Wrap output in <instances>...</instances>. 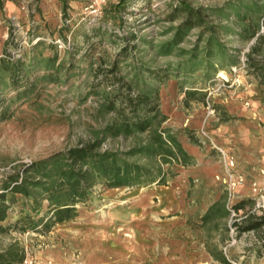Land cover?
<instances>
[{
  "label": "rangeland",
  "instance_id": "obj_1",
  "mask_svg": "<svg viewBox=\"0 0 264 264\" xmlns=\"http://www.w3.org/2000/svg\"><path fill=\"white\" fill-rule=\"evenodd\" d=\"M107 1L97 8L93 0H0V54L20 58L28 68V78L36 82L33 94L19 100L14 99L9 83L0 82L10 111L9 117L0 121V185L16 174L21 177V170L33 161L102 136L101 131L116 117L114 111L103 107L105 100L133 95L137 82L139 87L157 88L160 114L154 122L160 119V129L175 135L189 158L182 163L162 156H127L129 161L152 169L147 182L159 175L163 180L113 188L96 183L90 199L75 204L72 218L49 227L19 225L1 232L0 251L12 247L22 253V260L33 257L41 264L48 259L56 264H97L120 253L113 244L119 238L112 230L105 235L100 230V223L111 222L107 210L132 207L139 215L125 216H137L141 218L137 222L144 224L154 214L169 217L177 208L178 214L188 219L181 241L186 250L192 251L191 236L199 237L218 257H225L223 247L230 240L234 222L262 219L258 228L237 233L227 254L242 264H264V251L260 256L254 252L264 241V12L251 15L249 20L258 22L259 29L248 40L240 38L237 25L230 21L209 18L228 25L219 35L238 55L236 64L224 71L225 76L208 74L203 68L176 74L173 67L189 57L198 32V28L191 29L170 52H159L160 45L172 37L171 27L181 19V15L172 20L167 17L168 5L176 0H128L119 19L104 20L102 7ZM187 1L215 8L228 3L264 7V0ZM231 19L236 17L232 14ZM258 34L262 41H256ZM253 46L261 49L256 55L262 72L246 66L244 53ZM199 51L197 61L203 56ZM51 59L52 65L45 67V60ZM134 72L139 74L136 79ZM230 132L236 133V138L226 145L217 143L218 137L228 138ZM146 141L147 131L107 135L98 149L123 154ZM212 142L233 156L235 170L244 177L233 200H228L221 180L223 161ZM212 200L224 203L227 214L219 216V205L215 216L200 223L198 215ZM239 202L243 207L231 218L229 207ZM42 206L38 217L44 218L46 201ZM153 222L159 227L160 220ZM145 227L151 229L143 226V231ZM107 238L112 241L105 242ZM128 244L126 249L132 248L136 256L154 254L144 245ZM194 250L203 253L196 245Z\"/></svg>",
  "mask_w": 264,
  "mask_h": 264
},
{
  "label": "trees",
  "instance_id": "obj_2",
  "mask_svg": "<svg viewBox=\"0 0 264 264\" xmlns=\"http://www.w3.org/2000/svg\"><path fill=\"white\" fill-rule=\"evenodd\" d=\"M148 0H142L145 3ZM128 0H108L102 7L104 20H115L127 7ZM228 3L223 8L209 6H194L187 0H176L169 4L167 17L172 20L181 15L179 23L171 29L173 34L170 40L160 45L159 52L168 53L178 45L187 33L198 28L196 42L189 51V57L185 62L178 63L173 69L174 73L189 74L198 69H204L208 74L228 71L236 64L237 56L229 49L219 34L228 28V25L210 21L209 18L216 16L237 25V34L240 38L248 40L254 37L259 29V24L251 23V15L264 12L263 6L242 3ZM232 14L236 19H231ZM253 21V19H252ZM230 28V27H229ZM256 41H262L261 35L256 36ZM202 43V46L200 44ZM256 46V45H255ZM255 46L249 49L245 55L247 67L256 72L263 70L261 60L257 53L261 49ZM199 49L203 56L198 59ZM256 55V59L253 56ZM259 58V59H258ZM53 62L45 60V67ZM171 66L168 70H171ZM28 68L20 58L12 59L7 53L0 54V82L9 83L15 92L14 99H24L35 91L34 80L27 76ZM52 77V75H49ZM134 79L138 78L137 72L133 73ZM157 77V75H154ZM5 78V79H4ZM5 80V81H4ZM136 93L127 95L120 99L108 98L103 107L107 111H114L115 121L108 124L94 141L81 146L69 148L65 152L55 153L46 158L33 161L24 166L19 174L14 175L5 183L0 185V233L11 227L36 228L39 224L49 227L56 222H63L75 215V204L90 199L92 186L100 183L107 188L142 185L146 183V177L152 174V169L134 161H129L127 156L141 154L144 156H162L164 160H179L186 163L189 155L177 140L176 136L168 129H160L158 91L156 87L146 89L136 84ZM3 85H0V121L9 117V102L3 94ZM191 93V91H188ZM163 118V117H162ZM147 131V141L139 146L132 147L125 153L105 149L99 150L101 141L107 136L129 135L132 133ZM20 177V178H19ZM148 179V178H147ZM163 180L159 175L151 180L157 183ZM46 201V212L38 217ZM220 205V209H216ZM243 203H235L233 208L240 209ZM221 212L220 217L227 214L225 204L216 201L212 208L202 215V220L215 216L214 210ZM214 212V213H213ZM15 216V217H14ZM11 217H13L11 219ZM264 219V218H263ZM260 220H244L243 224L234 222L237 233L241 231L256 229L262 224ZM41 222V223H38ZM255 256H260L264 251V241L256 246ZM222 264H228L225 257H218ZM22 260V253L10 247L0 251V264H18Z\"/></svg>",
  "mask_w": 264,
  "mask_h": 264
},
{
  "label": "crops",
  "instance_id": "obj_3",
  "mask_svg": "<svg viewBox=\"0 0 264 264\" xmlns=\"http://www.w3.org/2000/svg\"><path fill=\"white\" fill-rule=\"evenodd\" d=\"M217 131L215 134L219 135ZM214 133V132H213ZM233 133V132H232ZM236 138V133L234 135L228 134L225 137H218L217 143L220 145H226L231 140ZM224 140V142H222ZM241 140V139H240ZM217 200V199H216ZM216 200H212L205 209L198 215L200 223L206 222L207 220H202V215H204L208 209L212 208V205L216 202ZM132 207H114L112 209L107 210V214H111L110 221L108 223L102 222L99 224L101 227L100 230L105 234L110 233L112 230V234L118 237V241L116 239L113 241L115 247H119L120 253L117 254V257L109 260H103L101 262H97V264H222L219 262L217 256L213 251L208 250L205 247L206 242L201 238L191 236V244L192 251L186 250L183 242H181L184 238V234H182L185 230L187 217H184L182 214L179 215L180 211L177 208H174V212L170 213L169 217H159L154 214L155 217H149L147 220H150L143 223H138L137 216H125L126 214H137L139 215L140 211H132ZM138 210H140L138 208ZM160 210H164L160 208ZM171 210V209H170ZM168 213V212H167ZM160 214V213H159ZM162 214V213H161ZM121 215V216H120ZM175 218V219H169ZM145 219V218H144ZM153 220H160L158 222L159 227H154ZM170 225V227H169ZM192 225V224H191ZM107 226V228H106ZM143 226H149L151 229H147L143 231ZM171 229L175 232H169ZM180 229V230H179ZM105 231H108L105 233ZM180 231V232H179ZM127 237H123V236ZM114 237V238H116ZM104 240V239H103ZM112 239H105V242H111ZM129 243V244H128ZM131 243H135V245H144L146 248H150L151 251L154 252L153 256L142 255L136 256L132 253V248H127L128 244L131 246ZM201 247L203 253L195 252L194 247ZM148 256V257H147ZM152 261V263L150 262ZM42 264H56L54 260L48 259L47 261H41ZM44 262V263H43Z\"/></svg>",
  "mask_w": 264,
  "mask_h": 264
},
{
  "label": "built area",
  "instance_id": "obj_4",
  "mask_svg": "<svg viewBox=\"0 0 264 264\" xmlns=\"http://www.w3.org/2000/svg\"><path fill=\"white\" fill-rule=\"evenodd\" d=\"M102 1L104 0H93L92 5H96L98 8L100 2ZM203 134L207 136V134H205L204 132ZM212 146L218 151L223 161V174H222L221 180L223 184L225 185V190L228 196V200H233V198H235L237 188L240 185H242L244 181V177L240 172L235 170L236 162L231 154H229L223 147L213 142H212ZM253 190L257 191V188L254 187ZM263 190H264V187H263ZM259 191L261 190L259 189ZM229 211H230V216L232 218L233 216L238 214L240 209L236 210L233 208V206H231L229 207ZM236 234H237V231L235 230V228L230 226V240H228L227 243L223 247V253H224L225 258L228 261V264H242L240 260L230 258L229 255L227 254L228 247L237 241ZM21 264H41V263L37 261L36 259H34L33 257L26 256L22 260ZM204 264H211V263H204Z\"/></svg>",
  "mask_w": 264,
  "mask_h": 264
},
{
  "label": "bare ground",
  "instance_id": "obj_5",
  "mask_svg": "<svg viewBox=\"0 0 264 264\" xmlns=\"http://www.w3.org/2000/svg\"><path fill=\"white\" fill-rule=\"evenodd\" d=\"M218 76H225L224 71H222V70L218 71Z\"/></svg>",
  "mask_w": 264,
  "mask_h": 264
}]
</instances>
